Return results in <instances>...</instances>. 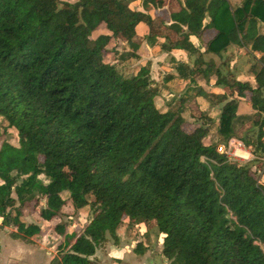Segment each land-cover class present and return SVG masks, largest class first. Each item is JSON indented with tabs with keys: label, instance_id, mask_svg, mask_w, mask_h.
I'll return each mask as SVG.
<instances>
[{
	"label": "trees",
	"instance_id": "obj_1",
	"mask_svg": "<svg viewBox=\"0 0 264 264\" xmlns=\"http://www.w3.org/2000/svg\"><path fill=\"white\" fill-rule=\"evenodd\" d=\"M133 1L0 0V119L18 142L0 141V227L16 228L11 237L28 241L41 233L20 220L30 203L41 202L44 224L71 202L95 213L67 239L74 241L55 264H96L97 247L107 235L116 241L124 219L153 222L170 264H264V185L251 166L228 163L217 145L205 144L210 119L188 133L178 111L159 110L149 65L125 77L108 61L110 42L122 38L130 50L119 60L138 59L137 26L153 25L149 14L130 8ZM169 19L165 52L197 53L190 36L210 28L215 36L206 52L219 55L236 44L262 54L250 68L254 88L216 74L225 93H203L223 103L218 137L243 139L234 96L249 95L251 109L264 113V0H242L235 8L228 0H184ZM101 27L108 34L93 38ZM146 40L157 41L155 35ZM195 64V76L212 67ZM134 251L144 253L141 244Z\"/></svg>",
	"mask_w": 264,
	"mask_h": 264
},
{
	"label": "crops",
	"instance_id": "obj_2",
	"mask_svg": "<svg viewBox=\"0 0 264 264\" xmlns=\"http://www.w3.org/2000/svg\"><path fill=\"white\" fill-rule=\"evenodd\" d=\"M161 1L163 2L162 7H148L145 10L141 5V0H135L130 4L131 9L149 14L153 18V25L150 28L144 24H139L137 26V34L133 38V42L139 45L137 51L138 59L121 62L119 60L121 54L119 53L116 61L114 62L115 57L113 58V62H110L114 64L117 63V67L127 64L129 61L137 62L138 65H140L137 72L141 67L149 65L151 80L159 89V95L155 99L156 107L162 112L168 110L178 111L185 121L183 129L190 133L194 128L205 124V122L201 124L194 119L196 117L194 110H198L201 105H206L207 108H210L211 104L205 102V99L217 100L219 106H212L211 109H217L218 107L221 109L223 106V103H219L217 98L203 96V93L209 95H222L225 93L224 86L217 83L216 74H218L220 78H228L229 80H235L241 83L247 81L246 83H249V85L254 88L256 84L250 68L252 65L256 64L262 54L252 53L250 47H239L236 44L229 45L226 50L222 51L219 55L206 52L207 44L215 36V32L210 28L204 29L200 37L190 36L189 41L197 51L195 54H190L181 49H173L170 52L163 51L161 45L165 44V37L171 35L170 31L167 29L170 25L169 15L171 12L178 10L180 6H183L184 0ZM228 1L233 8L240 6L242 2V0ZM207 23L208 19L203 21L204 25ZM260 26L264 27V24L259 25V31ZM260 32L264 35V31ZM102 34L107 35L108 32L106 31ZM148 35L156 36L157 41L154 45H150L147 42L146 37ZM123 43L129 48L127 42L112 40L109 47H114L115 49L111 51L107 57L111 55L114 56L118 46L120 44L124 45ZM128 48L121 51L127 52ZM232 52H235V55L228 63V67L221 69L215 61L221 59V57H223V59L226 58ZM246 53L256 60L251 65L247 63V67L244 69L249 73L246 76V80H240L239 76L236 75V70L238 68L237 56ZM196 60L202 63V68H205L208 63H211L212 67L210 71L204 74H199V72H197L198 74L196 76L192 75L190 71H196L199 68L198 66L196 69ZM119 72L122 73L121 71ZM137 72L130 74V76H135ZM226 72L228 73L225 74ZM230 73H234L235 77ZM208 84L211 85L210 91L204 88ZM197 87L198 91L195 90ZM234 97L239 101L238 114L240 115L243 106L250 107L249 95H246L244 98H238L236 95ZM203 115L201 118L204 117L205 121L207 119L212 121L210 131L213 130L212 127L216 130L219 117L215 120L211 114H208V117ZM260 116L262 117V113ZM68 205H71V202H68ZM87 208L88 207L78 210L73 209L72 214L69 215L66 214L64 209L62 215H58L44 224L40 221L39 216L37 220L29 221L30 218L24 214L20 219L21 222L26 224H37L41 228V233L28 239V241L11 237L12 233H16V228L0 227V264L57 263L61 259L62 254L68 252L74 241L73 239L68 243L67 239L70 236L79 235L84 227H79L76 223H72L73 226L71 227V224L68 225V223H70L69 221L75 219L78 223H82L81 220H84L83 215L88 212ZM91 219L92 218L86 220V222L84 221L85 224ZM62 220H65V224H61ZM57 226H64V231L62 233L58 232V230H56ZM154 227L156 226L153 222L130 223L128 219H124L116 229V241L107 235L105 242L97 247L91 259H94L96 264H170L161 254L163 235H157ZM137 244H141V250H144V253H135L134 249Z\"/></svg>",
	"mask_w": 264,
	"mask_h": 264
},
{
	"label": "rangeland",
	"instance_id": "obj_3",
	"mask_svg": "<svg viewBox=\"0 0 264 264\" xmlns=\"http://www.w3.org/2000/svg\"><path fill=\"white\" fill-rule=\"evenodd\" d=\"M61 1H68V2H71V3L75 2V0H61ZM260 31H264V27L263 26H260ZM103 32H106V31H105V29L103 27H101V29H99L95 33H93L92 37L96 38L98 35L102 34ZM125 39L126 38H122L121 41L126 42ZM165 43H166V41H165ZM127 48L128 47L125 44L124 45L120 44L118 46L117 50L115 51V55L114 56H112V55L109 56L110 58L108 57L109 62L110 61L113 62V58L116 57L114 59V62H115L116 59H117V55L119 53L120 54L123 53V51H121V50H126ZM114 49H115L114 47H111L112 51H114ZM129 50H130V48H128L127 51H129ZM234 55H235V52H232L226 58L223 59V57H221V59L215 61V63L219 67H221V69L222 68L225 69L226 67H228V63L231 61V59L234 57ZM244 55L246 56V58H245ZM255 60L256 59H254V57H252L251 55H249L247 53L246 54H242V55L239 54L237 56V65H238L237 67L238 68L236 70V72H237L236 75L239 76L240 80H246V76L248 75L249 72H246L244 68L247 67V63H249L251 65ZM139 67H140V65H138L137 62L129 61L127 64H123V65L117 67V69L122 72L123 76L129 77L130 74L137 72ZM228 72H230V71H228ZM228 72H226L225 74H227ZM230 74L235 77L234 73H230ZM244 82H247V81H244ZM204 88L206 90L210 91L211 85L208 84ZM195 90L198 91V87ZM205 102L211 104L210 108L209 107L207 108L206 105H201L200 108H198V110L197 109L194 110V114L196 115V117L194 119H195V121H199L201 124H203L205 122V118L204 117L201 118L203 114H204L203 116H205V117L208 114H211V116H213L214 119L217 120V118L219 117L220 110H221L220 107H218L217 109L216 108L211 109L212 106H219V104H217V100L205 99ZM159 104H160V101H159ZM240 115L243 116L242 117V121H243L242 123L245 124V125H243L244 127L242 126L243 128L240 127L242 125V123H239L236 126L237 128H239V127L241 128V129L239 128L240 129V135L242 136L243 139H240V140H242L243 143H245V145L248 144L247 146H251L253 149L256 150L258 142H261V143L264 144V125H263V127H261L262 119L264 120V117H261L260 114L256 113L254 110H252L248 106H243L242 107V109L240 111ZM2 124H3V122L0 119V141H1V139H4V140H7L9 143L17 145L18 142H17L16 132L13 129L4 130V127H3ZM212 129L213 130L208 133L207 137L204 140L205 144L206 145H208V144L219 145L221 143H225V141L221 140V138L218 137L215 128L212 127ZM262 133H263V135H261ZM235 138H238V137L235 136ZM257 150H260V148L257 149ZM250 166H252V165L250 164ZM66 176H67V174L64 171V173L62 175L63 182H65ZM254 176L258 180L257 175L254 174ZM39 179L45 183V179H44L43 176H40ZM261 184L264 185V178H262ZM67 196H68L67 193H65V192L62 193V198L63 199H66ZM35 203L36 202L30 203L27 206V208L25 209V211H24V214H26L25 216H28L30 218L29 221L37 220L38 208L41 205L40 204L41 202L39 201L38 203H36V204ZM43 203H44V201L42 200V204ZM73 209H74L73 205H67V207L65 208L66 214L67 215L72 214V210ZM87 211H88L87 214L83 215V219L84 220H81L82 223H80V222L78 223L75 219H73V220L69 221L70 223H68V225L71 224L70 226L72 227L73 224L76 223V224H78L79 227H83L85 225L86 220H89L90 218H92L94 216V213H95L94 210H91L89 208H87ZM61 222H62L61 224H63V223L65 224V220H62ZM75 229H77V228H75ZM154 230L157 233V235H159L157 227H154Z\"/></svg>",
	"mask_w": 264,
	"mask_h": 264
},
{
	"label": "built area",
	"instance_id": "obj_4",
	"mask_svg": "<svg viewBox=\"0 0 264 264\" xmlns=\"http://www.w3.org/2000/svg\"><path fill=\"white\" fill-rule=\"evenodd\" d=\"M264 117V113H262ZM216 152L223 155L228 163L238 166L252 165V171L257 175V182L261 184L264 178V148L255 150L245 145L242 140L231 137L225 143L217 145Z\"/></svg>",
	"mask_w": 264,
	"mask_h": 264
}]
</instances>
